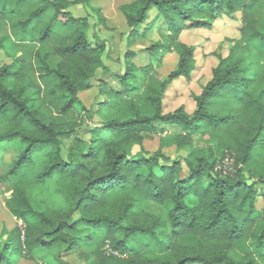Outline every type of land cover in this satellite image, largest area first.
Returning <instances> with one entry per match:
<instances>
[{
    "label": "trees",
    "instance_id": "obj_1",
    "mask_svg": "<svg viewBox=\"0 0 264 264\" xmlns=\"http://www.w3.org/2000/svg\"><path fill=\"white\" fill-rule=\"evenodd\" d=\"M32 3L37 6L24 12ZM69 5L0 0V26L10 29L0 39V52L12 59L0 68V125L6 129L0 148L16 141L23 147L3 180L14 181L6 206L26 226L0 243V262L14 264L63 246L56 258L64 264L80 252L82 242L71 233L83 227L92 236L87 241L95 247V264H264V212L257 208V185L264 184V29L256 18L257 0H135L122 6L128 47L154 30L161 38L146 49L148 65L136 67L130 52L115 84L100 85L101 121L83 141L84 153L63 159L60 139L73 130L64 131L45 115V100L63 99L66 118L83 113L79 94L92 88L96 70H105L102 47L87 38L79 26L84 19L73 17ZM237 13L250 52L220 59L193 97L192 114L184 106L165 113L171 86L191 80L194 70L195 48L179 43L183 32L209 29L219 15ZM174 45L175 69L155 78L161 54L173 52ZM28 46H38L29 52L36 66L27 65ZM51 78L56 85L43 96L40 82ZM172 128L227 140L228 154L192 150L183 161L172 160L162 152L180 143L177 134L167 133ZM154 132L162 135L159 149L148 158L134 155V147L145 152V137ZM227 157L234 171L221 175L216 167ZM144 202L162 207L164 217L147 212ZM94 232L103 239L96 241Z\"/></svg>",
    "mask_w": 264,
    "mask_h": 264
},
{
    "label": "rangeland",
    "instance_id": "obj_2",
    "mask_svg": "<svg viewBox=\"0 0 264 264\" xmlns=\"http://www.w3.org/2000/svg\"><path fill=\"white\" fill-rule=\"evenodd\" d=\"M16 0H14L15 2ZM70 3L68 11L77 19H84L79 24L80 29L86 28L87 38L96 45H100L103 50L104 69L96 70L92 82V88L79 94V98L84 105L86 111L77 114L71 112L66 118L61 114V107L64 100L59 97H48L45 100L43 112L45 115L54 119L56 123L64 131H72L71 135L62 136L61 141V156L67 159L70 156H78L84 153L83 141H88L90 131L97 123H100V118L96 115L98 104L105 100V97L100 93V85L109 81L114 83V76L123 74L126 71V55L130 52L134 53V58L131 60L136 67H145L150 63V58L146 49L152 44L158 42L161 34L154 30L148 38L137 42L132 47H128V33L124 16L120 8L124 5L133 3L135 0H67ZM81 2V4H75ZM258 8L256 10V18L262 23L264 29V0H257ZM14 5V4H13ZM36 3H32L24 8V12L31 11L36 7ZM152 18L155 16L151 12ZM106 19L105 24H102V18ZM88 23V25L86 24ZM243 25L241 22V14L234 15H219L212 23L209 29H190L183 32L179 39V43L188 47L195 48V64L192 72L191 80L180 79L171 86L165 99V113H172L181 106H184L189 114L195 111V103L193 97L201 94L204 86L211 80L212 71L219 63L220 59L228 57H237L244 55L249 48L244 43V37L241 33ZM10 29L7 23L0 26V39L8 38ZM29 51L33 53L32 46H28ZM159 63L161 66L155 65L152 75L157 79H163L168 76L178 63L177 45L173 46V52L161 54ZM258 57V56H257ZM253 60V56L248 57ZM31 62V61H30ZM12 63V59L8 58L5 51L0 52V68L4 65ZM158 63V62H155ZM52 65H55L52 63ZM43 96L51 88H54L56 81L54 78L41 80ZM35 97L32 96V98ZM41 96H39L40 98ZM6 129L0 125V136L5 133ZM168 134L175 133L179 136V145L169 148H163L162 152L172 160L183 161L188 157L192 150H199L205 156L210 152H215L217 156L228 154L226 151L227 140L218 141L215 138H210L203 134L190 135L184 130L172 128ZM162 135L158 132L150 133L145 137L144 150L134 147L133 154L141 155L146 158L150 157L160 147V139ZM23 151L21 144L16 141L5 147L0 148V243L7 239L8 232L15 228L25 231V224L15 219L9 212L6 204L12 197V188L14 181H4L3 178L8 174L17 161L19 155ZM264 162V159L262 160ZM233 169L234 166H230ZM232 171V172H233ZM187 172L185 163H182V178ZM231 172V173H232ZM247 179V176H245ZM258 200L257 208L264 212V184L257 185ZM144 209L157 216L164 217L165 210L150 202H144ZM74 220L78 219V215H74ZM93 233V232H92ZM94 239L101 241L103 234L94 232ZM82 242L80 252L74 255L65 257L62 261L64 264H95L96 260L93 256L95 247L93 244H88V239L92 237L88 230L81 227L74 233ZM121 239L122 235H118ZM91 239L89 242H91ZM64 249L63 246L53 250L52 252L39 251L32 257L24 255L14 264H61L57 261V254ZM110 252L109 247L106 248ZM85 253H90L86 259ZM15 261V260H14ZM85 262V263H84ZM0 264H2L0 262Z\"/></svg>",
    "mask_w": 264,
    "mask_h": 264
},
{
    "label": "built area",
    "instance_id": "obj_3",
    "mask_svg": "<svg viewBox=\"0 0 264 264\" xmlns=\"http://www.w3.org/2000/svg\"><path fill=\"white\" fill-rule=\"evenodd\" d=\"M233 164V161L227 157L226 159H224L222 161V163H220L217 167H216V172L220 173L221 175L224 174H229L233 171V169H230ZM16 219V218H15Z\"/></svg>",
    "mask_w": 264,
    "mask_h": 264
},
{
    "label": "crops",
    "instance_id": "obj_4",
    "mask_svg": "<svg viewBox=\"0 0 264 264\" xmlns=\"http://www.w3.org/2000/svg\"><path fill=\"white\" fill-rule=\"evenodd\" d=\"M37 48H38V46H35V47L33 48V50H36ZM28 49H29V47H28V48H25V52H27V57H26V59H27V65L30 66V64H31V65H33V66H36L37 63H35V62L33 61V56L29 53L30 51H29ZM20 55H21V53L18 54V56H20ZM30 61H31V63H30ZM10 64H11V63H9V64H7V65H10ZM21 84L24 85V82H22Z\"/></svg>",
    "mask_w": 264,
    "mask_h": 264
}]
</instances>
